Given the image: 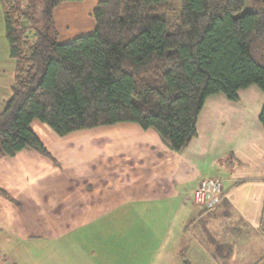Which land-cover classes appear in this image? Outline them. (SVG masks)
I'll return each instance as SVG.
<instances>
[{
	"label": "crops",
	"instance_id": "obj_1",
	"mask_svg": "<svg viewBox=\"0 0 264 264\" xmlns=\"http://www.w3.org/2000/svg\"><path fill=\"white\" fill-rule=\"evenodd\" d=\"M99 1L55 8L60 42L95 29ZM14 70L7 77L0 70V112ZM253 86L239 101L209 96L197 136L180 152L134 122L61 136L34 119L32 130L58 164L31 148L0 158V187L13 198L0 195V248L20 251L19 239L37 236L57 243L38 247H53L58 264H264V100L250 98ZM201 176L223 182L212 210L192 199Z\"/></svg>",
	"mask_w": 264,
	"mask_h": 264
},
{
	"label": "trees",
	"instance_id": "obj_2",
	"mask_svg": "<svg viewBox=\"0 0 264 264\" xmlns=\"http://www.w3.org/2000/svg\"><path fill=\"white\" fill-rule=\"evenodd\" d=\"M1 1L15 70L0 158L31 148L58 164L34 119L61 136L134 122L180 152L209 96L239 101L251 85L264 93V0L242 13L246 0H100L95 29L66 42L54 10L80 0ZM259 120L264 128V103ZM0 195L13 200L1 187ZM0 264L17 263L0 256Z\"/></svg>",
	"mask_w": 264,
	"mask_h": 264
},
{
	"label": "rangeland",
	"instance_id": "obj_3",
	"mask_svg": "<svg viewBox=\"0 0 264 264\" xmlns=\"http://www.w3.org/2000/svg\"><path fill=\"white\" fill-rule=\"evenodd\" d=\"M251 8H252L251 0H246V4H245L244 8L242 9L241 13L243 11L251 10ZM13 69H15V60L13 58L9 57V55H8V41H7V38L5 37L4 8H3V3L0 0V70H2V71L4 70V72H3L4 77H7V75H10V73ZM252 90H253L252 95L250 97L251 99L258 100L259 96L261 95L262 100H264V93L260 90V88H258V86L254 85ZM247 98H248V96H247ZM263 103H264V101H263ZM102 127H109V126L104 125V126H101V128H95L94 127V128H92L93 130L92 129L91 130L94 131L95 133L101 132ZM91 130H89V131H91ZM54 223H55V221L52 222V225H54ZM37 226L32 224V228H34V231L32 230V232H38ZM42 238H43L42 240L46 239L45 236H43ZM79 238H86L85 232L83 235H80ZM112 238H114V237H112ZM48 239H49V241L45 242V244H48V245L51 244L50 246H54V244H57L54 242V240L52 238H48ZM106 241H107V238H106ZM18 242H21L20 243L21 244L20 245V247H21L20 251H8L7 248L4 250H2V248H0V256L3 258H6L8 261L15 262L17 264H58V261H60V259H61L60 258L61 256H59V255H61L60 253L51 251L53 249V247L47 248L46 251H48V252H45V251H44V253L40 252L38 246L43 241H41V239H39V237H37V236L30 239V241H21V239H19ZM115 242L116 241H114V240L112 241V239H111V243H115ZM45 244L42 243V245H45ZM48 245H46L45 247H48ZM23 246H25L24 249H22ZM45 247L42 246V248H45ZM49 251H51V252H49ZM157 259L158 258L156 255L155 261H157ZM86 263L87 262H85L84 264H86Z\"/></svg>",
	"mask_w": 264,
	"mask_h": 264
},
{
	"label": "built area",
	"instance_id": "obj_4",
	"mask_svg": "<svg viewBox=\"0 0 264 264\" xmlns=\"http://www.w3.org/2000/svg\"><path fill=\"white\" fill-rule=\"evenodd\" d=\"M195 204L213 209L224 194L223 182L219 177H199L191 191Z\"/></svg>",
	"mask_w": 264,
	"mask_h": 264
}]
</instances>
